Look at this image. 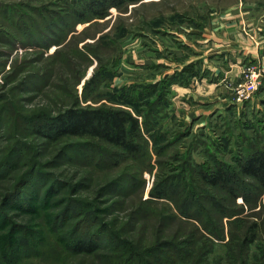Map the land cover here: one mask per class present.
Listing matches in <instances>:
<instances>
[{"label":"rangeland","instance_id":"1","mask_svg":"<svg viewBox=\"0 0 264 264\" xmlns=\"http://www.w3.org/2000/svg\"><path fill=\"white\" fill-rule=\"evenodd\" d=\"M64 3L0 0L12 13H0V32L13 31L19 13L31 23L29 15L38 29L35 35L20 36L17 46L12 39L10 44L0 38V164L12 169L0 179V202L7 189L27 177L24 204H18L24 205L23 210L17 204L6 210L10 223L34 240L27 262L106 264L100 259L108 256L106 250L90 258L67 250L76 229L103 224L106 237L123 239L142 250L157 240L183 242L194 236L189 264H264V194L248 204L239 197L234 207L240 212L232 216L216 213L212 223L224 230L219 237L207 233L204 219L180 214L175 201L150 195L163 179L175 182L184 176L188 184L198 183L200 166L212 167L216 158L235 166L252 147H264V83L251 101L230 106L216 99L206 80L174 84L169 95L164 92L169 104L158 118L154 113L149 131L141 123L145 141L139 154L110 147L109 158L106 152L83 146L86 140H51L40 132L48 117L75 105L124 110L142 122L157 95L154 90L144 97L142 86L181 71L185 59L192 61L198 47L190 39L198 26L223 15H237L241 21L264 18V0H143L112 8L106 18L78 24L67 35H59L55 27L42 28L38 11L59 13ZM101 76H105L102 83L91 82ZM178 86L188 92L178 91ZM118 182L121 189L110 187ZM202 205L208 211L212 208ZM147 214L146 220H139ZM166 215L173 218L158 230ZM254 223L261 228L255 242L244 247ZM12 233L7 228L0 234ZM5 243L0 240V250Z\"/></svg>","mask_w":264,"mask_h":264},{"label":"trees","instance_id":"2","mask_svg":"<svg viewBox=\"0 0 264 264\" xmlns=\"http://www.w3.org/2000/svg\"><path fill=\"white\" fill-rule=\"evenodd\" d=\"M141 1L143 0H65L59 13H51L42 9L45 12L40 10L37 15L43 21L44 27L42 28L49 30L55 27L59 30V35H67L78 24L106 18L112 8L121 9ZM0 13L3 16H12L11 10L2 5H0ZM18 15V19L12 25L13 31L0 32L2 40H6L8 43L11 39L14 41L13 46L20 45V36L26 37L28 34L35 35L38 32L36 22L29 15L28 20L31 23L23 20L27 16L26 14L19 13ZM198 28H202V24ZM202 71L198 62L191 63L184 65L181 71L167 75L157 82L143 85L141 91H143L144 97L155 92L157 95L150 104L152 111L147 112L142 122L124 110L75 105L55 117H48L46 123H41L44 127L40 132L51 140L59 141L64 138L86 140L82 144L83 146L93 147L94 150L99 149V152H106L105 155L109 158L113 154L110 153L111 148H117L130 155L139 154L143 150L142 141H145L142 127L149 131L150 126H153L154 113L155 117L158 118L165 105L169 104L168 99L163 96L164 92L169 95L174 84L188 86L194 78L201 79L209 75L208 71ZM104 77L93 79L91 82L94 83L97 80V84H100L104 81ZM154 90L157 91L153 92ZM136 93L140 94L139 91ZM143 94L141 93L142 96ZM158 106H160L159 109ZM216 159H214V166L205 165L197 169L198 180L196 181L198 183L188 184L184 176H179L175 182L172 179H163L156 184L150 193L151 197L157 198V200L175 201L177 205L175 208L186 217H192L198 221L204 219L206 222L204 229L213 237H219V234L224 231L223 229L219 231V228L212 223V218L216 213L220 216H232L240 212L234 207L239 197H242L248 204L251 200L264 194V147H252L247 152L246 157L238 160L235 166ZM11 170L9 167L5 168L3 164H0V179L6 178ZM26 179L27 177L16 186L7 189L2 202H0V233L7 228L9 232H13L10 236L0 234V240L4 238L6 241L5 246L0 250V264H35L27 262L31 260V255L34 252L31 249L34 240L27 239L28 234L24 229L19 228L18 225L14 226L13 222L10 223V217L6 211H9L16 204L23 210L24 205L18 206V204L22 202L24 204V190L29 184ZM120 183L118 182V185L111 183L110 187L121 189ZM177 183H181L180 187L176 185ZM198 184L205 185L204 189L198 188ZM175 185L178 186L177 189L173 188ZM188 187L192 189V193ZM216 191H220L223 197H220ZM144 202L149 204V199ZM202 204H209L212 208L208 211ZM38 211L35 207V212ZM212 211L214 214L210 216L209 212ZM148 215H144L139 220H146ZM169 218H173V216H162L158 230L164 226L165 220ZM105 227L107 226L103 224L98 226L92 224L76 229L72 233L73 237L68 241L67 250L70 254L76 257L82 256V258L99 257L102 256L99 254L104 252L102 250H106L108 256L100 258L106 259V264H189L193 261L191 258L194 256L193 252L196 246L193 245L195 241H192L194 236H188V239L183 242L157 240L152 247L142 250L137 245L123 239L116 237H111V239L109 235L106 237ZM258 227H260L258 223H254L249 229L252 237L245 239L244 247L255 242ZM14 234H16L15 237H13ZM203 246L208 250L206 239H204ZM244 264L246 263L244 262Z\"/></svg>","mask_w":264,"mask_h":264},{"label":"crops","instance_id":"3","mask_svg":"<svg viewBox=\"0 0 264 264\" xmlns=\"http://www.w3.org/2000/svg\"><path fill=\"white\" fill-rule=\"evenodd\" d=\"M237 17L223 15L201 23L202 28L194 31L190 39V44L198 48H194L195 54L190 56L192 61L188 63L185 59V64L198 62L203 71H208L209 75L197 83H210L211 93L225 106L233 103L231 87L242 82V67L247 63L264 62V18L241 21ZM178 87V91L188 92Z\"/></svg>","mask_w":264,"mask_h":264},{"label":"built area","instance_id":"4","mask_svg":"<svg viewBox=\"0 0 264 264\" xmlns=\"http://www.w3.org/2000/svg\"><path fill=\"white\" fill-rule=\"evenodd\" d=\"M242 82L231 87V101L242 105L251 101L264 82V62L247 63L241 70Z\"/></svg>","mask_w":264,"mask_h":264}]
</instances>
